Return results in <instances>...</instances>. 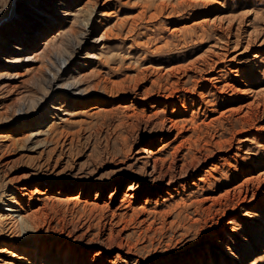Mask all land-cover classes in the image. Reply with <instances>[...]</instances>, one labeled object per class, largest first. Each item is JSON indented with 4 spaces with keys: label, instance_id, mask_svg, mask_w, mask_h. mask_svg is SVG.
Here are the masks:
<instances>
[{
    "label": "rangeland",
    "instance_id": "1",
    "mask_svg": "<svg viewBox=\"0 0 264 264\" xmlns=\"http://www.w3.org/2000/svg\"><path fill=\"white\" fill-rule=\"evenodd\" d=\"M193 1L0 0V259L264 264V179L239 190L264 172V112L230 111L264 87V46L190 65L245 46L204 19L250 12L261 31L264 0ZM11 191L32 232L6 226Z\"/></svg>",
    "mask_w": 264,
    "mask_h": 264
},
{
    "label": "bare ground",
    "instance_id": "2",
    "mask_svg": "<svg viewBox=\"0 0 264 264\" xmlns=\"http://www.w3.org/2000/svg\"><path fill=\"white\" fill-rule=\"evenodd\" d=\"M193 2H196V3L203 2L206 5L209 1L196 0ZM221 9H223V6H221ZM249 16H250V12H241V13H238L237 15H224L223 16V14H222V15H216L212 19H204L201 23H204V24L209 23L211 25L213 24V26L216 25L218 28H221V29H223V26H224L225 30L232 31V32L234 31V34L237 32H242L240 34H245V41H244L245 46L241 52H237L236 54L231 56V55L227 54V52H223V49L220 48L219 46L210 45L200 56L195 58V60H193L190 63V65H193L195 62H198V61L207 62L206 60H208L210 62L209 66L210 67L212 66L211 71H213V72H214L213 68L215 69V65H219V64L223 63L225 60L226 61L228 60V62H231V63H237L238 65L241 66L243 64V62L241 61L242 57L244 56L245 52L252 45H256V46L258 45L259 47L264 46V36H263L264 29L261 31H257V30L252 29L250 21H249ZM87 25L88 24H86V26ZM197 25H199V24H197ZM238 46H239V44H236L235 48ZM180 69H186V67L185 66L182 68L177 67L175 69L170 68V69H167L166 72H168V74L169 73H178ZM230 72H231L232 76L236 80H238L239 78H241L240 75L243 71H241V70L240 71L239 70H230ZM251 72H256V70L251 69ZM235 79H234V82H237V81H235ZM208 81L210 83H214V82H217L219 80L216 77L215 78L211 77L210 79H208ZM72 87L73 86L68 85L64 88L66 94L71 95ZM236 92L238 93L239 96H241V98L245 99L246 102L242 106H240L239 108L230 109V111L231 110L239 111L242 109L243 115L241 118L244 122H248L249 116H251L254 113H258V111L264 112V87H262V88L259 87V89H254V88H251L250 86H248V83L244 82L243 88L237 89ZM227 111H229V110H227ZM223 113L224 112H222L220 114V117L224 116ZM215 120H217V119H215ZM245 141H247V139H243L242 142H245ZM261 178L264 179V172L259 173V175L256 176L255 178L249 179L250 180L249 183H247L245 185L243 190H241V188L239 189L240 193H241V191H243L244 194H247L250 191L249 187H247V186H249V184H253V182H255V181H259ZM246 182H247V179H246V181L244 180V183H246ZM237 188L238 187H236V189ZM14 196H15V194L12 191L9 192L7 194V197L5 198V200L3 202L4 206L6 207V208H4V213H6V216L4 217V219L6 218L5 219L6 221L9 220L8 223L6 224V226H8V228L11 229L12 232L15 230V228H18L19 226H21V229L24 232H29V231L32 232V230L37 229V228H35V225H34L35 216L37 213L34 211H31L29 209L23 208L21 203H19L14 198ZM54 245L55 244H51V247L52 246L54 247ZM216 248H218L220 250V252L223 253L222 256L224 255V256H226V258L229 257L232 260H238L236 255L227 246H225V243H223L222 241H219L217 243ZM45 249L46 248L37 246V248L35 249L36 250L35 256H36V258H38V256L42 255L43 258L41 261H39V260L34 261V263H32V264H60L61 261H59V254L64 249L59 248L57 250V252L59 253L57 255L58 259H55L54 256H50L49 251H47ZM9 252L10 251H6L5 253L7 254ZM11 254H12V252H11ZM222 262L223 261H221L220 264H225ZM0 263L1 264H12L10 262H6L3 259H0ZM64 264H86V262H85V258L80 259L79 257L74 256L73 253H71L70 251L68 252V250H67V254L65 256ZM92 264H95L94 261L92 262Z\"/></svg>",
    "mask_w": 264,
    "mask_h": 264
}]
</instances>
